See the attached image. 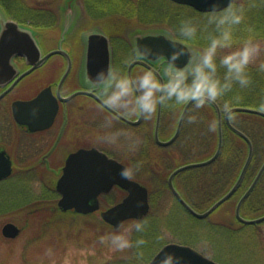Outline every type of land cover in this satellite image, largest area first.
Returning a JSON list of instances; mask_svg holds the SVG:
<instances>
[{"label":"rangeland","instance_id":"374dc122","mask_svg":"<svg viewBox=\"0 0 264 264\" xmlns=\"http://www.w3.org/2000/svg\"><path fill=\"white\" fill-rule=\"evenodd\" d=\"M33 1L43 10L58 11L61 17L59 28L62 29L68 27L69 23L66 22V19L68 20L69 16L73 17V12H76V16L81 15L79 22L81 27H88L89 30L91 29L89 27H93V29L100 31L98 29L100 27L113 33L112 29L117 23L116 26L119 25V31L126 36L128 40L126 42H129L132 47H134L136 37L150 32H163L179 39L178 36H175L178 35L175 28L176 30L178 28L175 25V28L172 27L164 20L110 19L112 17L103 19L99 17L92 20V16L87 15L84 7H82L81 0ZM167 8L165 5L158 7L166 15H172L178 10L174 6ZM82 9L84 10L83 13ZM71 24L72 29L75 23ZM62 25L65 26L62 27ZM95 25H99V27ZM46 31L50 33L51 43L59 41L63 37V33H60L58 29ZM258 42L261 44V53L250 65L251 67L259 66L262 61L264 39H260ZM184 43L194 48L191 44ZM114 49L117 50V46ZM194 49L198 54V48ZM165 69L167 74L170 68ZM192 111L198 113L197 120L189 121L186 116L184 123L187 127H195V131L198 130L197 134L195 135L194 132L190 138L195 135L194 141L201 144L202 147L204 139L211 140V134L203 122L204 111L193 108ZM174 114L176 116L175 110ZM141 138L142 143H138L141 144H137L138 146H142L146 139L143 136ZM149 150L153 151L151 156L148 153L142 157H134V153H129L127 157L119 155L118 158L123 163H129L130 167H135L136 161H143L142 166L134 171L131 178L139 181L148 189L150 210L146 217L149 223L145 232L133 231L132 238L133 234L136 233L137 236H143L146 239L147 243L143 248L145 254L153 252L152 256H154L156 249L161 244L175 243L189 246L220 264H264V222L255 225H243L236 221L235 207H231L230 210L225 206L219 207L205 219H192L176 201L167 186V178L171 170L180 165L207 159L214 153H211L212 149L203 148L204 153L198 152L199 150L196 148L186 150L187 154L183 156L177 149L173 148L153 147ZM208 153L211 154L208 155ZM259 160H264L263 142L262 147L257 148L256 161L259 162ZM15 163L17 169L13 176L7 182L0 184V264H107L119 256L129 255V250H132L133 247L118 250L111 245L110 241L101 242L99 239L105 233L119 230V228L113 229L104 224L99 213L122 199L124 197L123 191L117 188L113 189L108 194L107 200L102 201L99 212L93 215L76 216L73 212L63 213L57 205L59 196L56 194L54 198L47 195L48 189H51L52 184H55L53 181L58 176L43 175L42 172L35 176L22 173V159H15ZM196 176L197 173L189 179L190 172L185 171L178 175L175 183L192 203L204 209L206 206L202 202L203 196L198 194L199 184L195 180ZM230 179L231 176L223 183V186L217 189L218 191L214 193L208 203L214 202L226 190L228 191L230 185L227 182L230 183ZM191 187H195L194 192L196 194L189 193ZM259 197V195H251L247 199L246 209L242 213L244 217L252 219L264 214V206H257L256 198ZM236 200H232L233 206ZM263 204L264 201L260 203V205ZM133 221L128 220L123 224L127 225ZM6 223H13L20 229L17 237L11 239L2 235V227ZM160 235L165 237L163 241L156 239ZM148 262L149 260L145 264Z\"/></svg>","mask_w":264,"mask_h":264},{"label":"flooded vegetation","instance_id":"af4514ba","mask_svg":"<svg viewBox=\"0 0 264 264\" xmlns=\"http://www.w3.org/2000/svg\"><path fill=\"white\" fill-rule=\"evenodd\" d=\"M0 12L4 20L11 19L5 17L1 10ZM73 13V17L69 16L68 20L66 19V22L69 23L66 29L59 28L61 17L58 11H51L43 17L53 24L47 26L46 29L43 25L30 22L22 23L11 19L16 21L20 28L32 33L39 54L35 65L22 54L14 53L9 57V51L14 49L15 34L13 31L7 33L6 49L2 50L0 54V155L11 162L12 170L7 178L0 181V184L7 182L15 173L14 171L17 169L15 159H22V173L35 176L42 172L43 175L58 176L54 181L52 180L55 184H52L51 187L56 192V182L62 174L66 159L70 154L80 149L95 148L108 157L120 161L119 155L127 157L129 153H134V156L142 157L149 153L151 156L153 151L149 149L153 147L172 148L180 136L185 119L175 141L168 146L159 145L155 137L156 113L147 120L143 117L139 119L140 116L123 117L131 122L138 121L137 123L127 122L122 118L114 121V128L128 130L139 143H142L141 136L146 138L145 144L137 145V150L136 147L135 150H128L110 145L99 139L104 132V129L100 128V124L109 113L97 108L98 89L92 79L95 73H91V77H89L86 72L87 34L98 30L93 27H89L90 30L88 27H81L79 23L81 15L78 17L76 12ZM62 18L64 19V16ZM91 18L94 20L99 17L92 16ZM71 23H75L72 29ZM95 26L99 27V25ZM118 26L110 34L100 27L98 29L108 39L110 67L128 70L130 64L125 65L124 60L135 49L129 42H126L127 38L119 31ZM4 29L0 18V35ZM57 29L60 33L64 32V35L59 41L51 43L50 33L46 30ZM8 41L11 42L9 49L7 48ZM115 46H117V50L114 49ZM141 61L146 62L159 72L163 70V76L166 78L165 68L167 66L163 59L156 62ZM100 62L99 57L96 59V64ZM145 67L140 63L135 64L131 72L139 71ZM33 100L36 101L31 104L17 105L18 102ZM174 110L175 108L167 106L161 108L158 138L162 142L168 141L175 133L181 111L176 112L175 116ZM18 117L20 120L17 119ZM174 126L175 128H173ZM254 129V121L251 119V136H254ZM142 133L144 134L142 135ZM250 140L253 145V155L248 168L251 167L254 171L253 174L256 175L263 160L256 161L254 144L251 138ZM254 177L250 178V183ZM106 196L99 197L100 205L102 201L107 200Z\"/></svg>","mask_w":264,"mask_h":264},{"label":"clouds","instance_id":"9594fccd","mask_svg":"<svg viewBox=\"0 0 264 264\" xmlns=\"http://www.w3.org/2000/svg\"><path fill=\"white\" fill-rule=\"evenodd\" d=\"M212 8L204 13L203 22L197 17L186 16L181 19L177 29L180 39L193 41L198 35H205L206 43L200 48L193 63L187 68L169 69L166 78L153 67H145L131 72L118 67L99 70L94 77L98 89L97 108L107 111L100 128L104 132L99 139L107 144L135 150L138 140L126 129L114 128V121L122 117L141 116L151 119L162 107L183 108L191 106L201 109L219 101L231 92L236 85L248 87L252 82L249 66L261 53V44L254 35L255 28L247 26L248 35L237 36V30L244 23L247 9L253 6H264V0H212ZM223 50V51H222ZM185 49L181 46L170 57V63L175 64L179 55ZM153 55L151 48L133 50L124 60L130 64L137 60H147ZM264 68V64L260 65ZM235 99H239L236 97ZM233 100L225 99L221 105L224 116L232 118ZM264 107V104H261ZM198 113L193 111L187 116L189 121H195ZM221 121L218 118L208 120L209 130L216 131ZM143 161H136L135 167H123L121 175L131 178L134 171L141 167ZM149 221L147 217L137 218L130 224H121L119 230L105 233L99 237L101 242L110 241L118 250L135 246L138 255L143 257L144 250L140 247L147 243L143 236L132 238L133 231L143 233ZM163 241L165 237L156 238ZM161 244L154 256L149 258V264H184V258L169 252L163 258Z\"/></svg>","mask_w":264,"mask_h":264},{"label":"water","instance_id":"95a60500","mask_svg":"<svg viewBox=\"0 0 264 264\" xmlns=\"http://www.w3.org/2000/svg\"><path fill=\"white\" fill-rule=\"evenodd\" d=\"M179 5H186L198 12L206 13L212 8V0H170ZM226 3L227 0H224ZM1 10V9H0ZM1 23L4 25L5 29L0 35V54L2 50L6 49V37L7 33L13 31L15 34L13 42V51H9V57L12 54H22L30 59V63L35 65V60L38 57L39 49L33 38L32 33L29 30L20 28L18 23L13 20H4L0 12ZM64 35V32H63ZM87 49H86V72L87 76L91 77V73H97L101 69L110 68V47L108 44L107 37L99 31L87 34ZM101 45V46H100ZM11 46V42L8 41V49ZM183 47L185 49L184 53L179 55L175 64L170 63V57L177 51L178 48ZM135 50H140L141 48H151L153 50V55L147 59L151 62H156L163 59L166 64V68L176 70V68L186 69L189 67L191 62L197 56V52L190 45H187L173 37L169 34L163 32H150L138 36L134 41ZM100 50V53H99ZM98 51V55H97ZM56 53V52H52ZM33 56V57H32ZM100 57L101 62L96 64V59ZM142 64L146 67L150 65L144 61H134L130 63L128 71H131L135 64ZM96 64V65H95ZM151 67V66H150ZM158 71V70H157ZM163 71V70H162ZM159 72V71H158ZM160 73V72H159ZM161 77L164 78L163 72L160 73ZM95 77V76H94ZM94 77H92L94 83L96 84ZM18 102V106L27 105L35 102ZM216 111L217 118L220 119L221 123L218 130L217 146L212 154L206 160L190 162L175 168L167 178V184L177 199L181 206L193 217L197 219L207 218L213 211H215L219 206H221L225 201H227L234 192L239 187L243 176L248 168L249 162L253 155V145L251 140L243 133L241 130L236 128L230 121V118L224 116V120L227 126L239 135L248 146L247 156L244 164L241 168L238 178L232 185V187L221 197L215 200L206 210L199 212L193 209L179 194L177 189L173 184L174 177L185 170L205 167L212 164L220 155L223 145V134H222V112L215 102L212 104ZM190 106H184L177 123V127L173 136L165 142H162L158 138V125L160 122V112L161 108L157 111V120L155 126V137L156 142L161 146H168L175 141L178 137L183 123L184 117ZM233 112H243L258 115L264 118V111L243 106H234ZM17 119L20 120V117ZM123 120L130 123L131 122L122 117ZM141 119V116L140 118ZM126 167L121 162L116 159L108 157L105 153L98 151L97 149H80L72 154L65 161V165L62 170L61 176L56 182V192L59 194V199L57 202L58 207L62 211H74L78 214H90L100 208L99 196L109 193L113 187L117 186L125 191L126 195L117 203L111 205L110 207L102 210L100 212V217L102 221L113 229H118L119 226L127 220H135L137 218H144L147 216L150 210L149 203V193L147 188L137 182L134 179L125 178L121 175V169ZM12 166L9 160H6L0 155V181L7 178L11 174ZM264 171V161L256 174L254 180L243 193V195L238 200L234 215L235 218L242 224L245 225H255L264 221V215L257 218L248 219L244 218L240 214V209L243 202L247 199L249 194L254 189L259 178ZM20 229L13 223H6L2 227V235L6 238H15L18 236ZM174 252L177 256L184 258V264H220L217 263L193 248L180 245L175 243H168L164 245V251L160 253V258H163L167 253ZM149 264V262L147 263Z\"/></svg>","mask_w":264,"mask_h":264},{"label":"trees","instance_id":"16d2710c","mask_svg":"<svg viewBox=\"0 0 264 264\" xmlns=\"http://www.w3.org/2000/svg\"><path fill=\"white\" fill-rule=\"evenodd\" d=\"M81 3H82V7H84L86 14L88 15L89 13V15H92L93 17H104V18L112 17L110 19H122V20L132 19V20H141V21L164 20L167 21L174 28L175 26L178 28L181 19H183L186 16L197 17L201 22H203L204 19V13L198 12L188 6L175 4L170 0H81ZM162 5H165V7L168 8L170 6H174L178 8V10L175 11L174 14L172 15H166L164 11L158 9V7ZM0 9L6 17H9L11 19L17 20L22 23L30 22L40 26L43 25L44 27L53 25L43 18L46 15H48L47 13H51V11L41 9V6H39L33 0H0ZM116 24L117 23L114 24L113 28L116 27ZM248 25H252L255 28L254 35L257 37L258 40L264 39V6H253L247 9L246 20L242 25L238 27L237 30L238 37H244L248 35L247 32ZM105 31L108 32L109 34L112 33L111 31H107V30ZM175 31L176 34H178L175 36L176 37L178 36L177 38L180 39V34L176 30V28ZM180 40L186 42L183 39ZM187 43L191 44L194 48H198V50H200V48L206 43L205 35L201 33L198 35V38L196 40L188 41ZM261 64H264V53ZM260 65L255 67L249 66L250 74L252 76V82L248 87L240 88L239 85H236V87L231 92H229L225 97H222L219 101L216 102L220 110H221V105L223 104L225 99H232L234 106L251 107L264 111V107H261V104H264V68H261ZM236 97H239V99H235ZM178 110L181 111L182 108H175L176 112H178ZM201 110L204 111V116H203V122L205 123L204 125L208 128L207 126L208 120L214 117L217 118L216 111L212 105H207L204 108H201ZM192 112H193L192 107H190L186 116L192 114ZM251 119L254 121L255 136H251L250 133ZM230 120L231 123L236 128L240 129L249 138L252 139L254 144V154L256 155L257 148L258 147L261 148L262 142L264 143V118L249 113L234 112V116L230 118ZM194 132L196 135L198 130L195 131V127H187V125L184 123L181 129L180 136L174 142L172 148L177 149L182 156L187 154V152H185L186 150L189 151L195 148L199 150L198 152L201 153L202 152L204 153L205 151V150L202 151L203 148L206 150L212 149L213 151H211V153L215 151L217 145L218 130L216 131L209 130V133L211 134V140L208 141L204 139L202 143L203 148L201 147V144H197L194 141L195 135L190 138V135H193ZM222 133H223V145L219 157L212 164L208 166L187 170L190 172L189 179L194 177V174L197 173L195 180L199 184L198 194L200 196H203L204 199L202 201L203 203H205L206 206L204 209H206L211 204L208 202H210V199L212 198L214 193L218 191L217 189L223 186V183H225L230 176H231L230 183L229 182L227 183L230 185L229 187L232 186L233 182L236 180L243 166L248 151V146L245 140H243L239 135H237L227 126L223 114H222ZM189 138L190 141H188ZM211 153H208V155H210ZM134 157H138V156H134ZM126 165L130 167L129 163H127ZM253 172L254 171L251 167L247 169L244 179L241 185L239 186V188L237 189V191L228 201H226L220 207L225 206L230 210L231 207L232 208L235 207L238 198L240 197L241 194L244 193L246 188L249 186L250 178H253V176H255ZM194 191H195V187H191L189 193L194 195L196 194V192ZM180 193L194 209L198 211L204 210L202 207L199 208L197 207L196 204L192 203L187 198V195H184L181 191ZM47 195L55 198L56 193L53 189H48ZM251 195H259L260 197L256 198L257 206H264V204L260 205V203L264 201V172L247 199H249ZM234 199L237 200L233 206L232 200ZM247 199L242 205L241 214L246 209L245 207L247 204L246 202ZM190 217L192 219H195L191 215ZM138 237L139 236H137L136 233L133 234L134 240L137 239ZM187 241H191V240H187ZM144 246L145 245H141L140 247L143 249ZM152 255L153 252L150 254L146 253L143 257H140L138 255V249L135 246H133V249L129 250V255L119 256V258L112 259L107 264H145Z\"/></svg>","mask_w":264,"mask_h":264},{"label":"bare ground","instance_id":"6f19581e","mask_svg":"<svg viewBox=\"0 0 264 264\" xmlns=\"http://www.w3.org/2000/svg\"><path fill=\"white\" fill-rule=\"evenodd\" d=\"M172 2V1H171ZM174 3V2H173ZM176 4V3H175ZM179 5V4H178Z\"/></svg>","mask_w":264,"mask_h":264}]
</instances>
